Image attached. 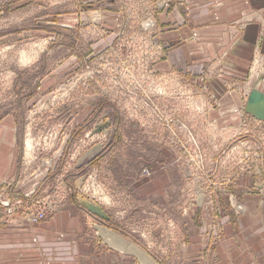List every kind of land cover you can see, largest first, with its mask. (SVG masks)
I'll return each mask as SVG.
<instances>
[{"label":"rangeland","instance_id":"374dc122","mask_svg":"<svg viewBox=\"0 0 264 264\" xmlns=\"http://www.w3.org/2000/svg\"><path fill=\"white\" fill-rule=\"evenodd\" d=\"M181 1L3 0L6 263L30 249L16 248V229L66 213L79 222L70 264L78 254L87 264L103 254L120 264H264L253 248L264 237V53L254 47L238 76L239 41L216 46L199 73L191 55L203 42L191 52L192 41L174 40L183 28L163 23ZM181 50L189 56L175 65ZM257 85L262 97L249 107ZM38 250L39 264L65 257Z\"/></svg>","mask_w":264,"mask_h":264},{"label":"crops","instance_id":"0c3cea01","mask_svg":"<svg viewBox=\"0 0 264 264\" xmlns=\"http://www.w3.org/2000/svg\"><path fill=\"white\" fill-rule=\"evenodd\" d=\"M5 1L9 0H4V2ZM2 2L3 0H0V5L3 4ZM170 9H165L166 11L163 13L164 25H170V29H174L177 25V29L180 27L183 28L180 37L177 33L174 34V36L172 35L174 40L177 42L179 38L181 39L182 37L189 42L192 41L189 49L190 51L191 46L203 42V44H199L203 46H200L197 52L193 54L191 51L192 55L190 54L191 62L194 61L195 55L200 59L197 66L198 68L196 67L199 73L204 70L203 62L206 63V59L215 55L216 46L224 48L226 45L239 41L237 50L233 56H230V60L234 62V65L231 67L234 70L231 71L238 76L239 74L243 75L244 67H247L252 58L254 47H258V51L264 53V0H182L179 5L176 4ZM247 20H252V22L246 24ZM175 24L176 26L174 27ZM242 26L244 28L240 30L239 28ZM240 37L242 38L240 39ZM195 50L196 48H193V51ZM187 55L183 50L176 51L171 54V62L175 65H181L183 62H186ZM65 214H63V216L61 215L55 222L46 223L43 226L40 225V227L16 229L14 231L16 234V248L20 246L17 244H22L23 248L27 246L30 249L24 251L18 250L17 263L12 262V264H27V262L29 264H39L38 248L46 249L47 252L54 247L60 249L65 257L60 261L59 259L53 261L51 258H54V256L49 253L46 259H42L44 261L42 264H54L53 262H57L58 264H63L64 262L70 264V262H68L69 260L65 259L69 257V227L72 224L78 226L79 222L77 218V220H73V218L70 217L71 215H69L68 218ZM259 222L262 223V220L258 221V223L256 222L258 226L261 225ZM260 229L263 233L262 227ZM26 239L29 242L25 241ZM263 239L262 241L260 240V242L264 245ZM110 241L122 250L133 252L129 246H126L123 241L117 238ZM255 242L253 243L254 245L252 244L254 251L258 254L264 253V249H262L263 245ZM11 253L12 252L7 251L3 246H0V264H8L6 263L8 258L7 255H11ZM78 257L77 261H73L74 264H87L84 257H81L80 254H78ZM100 257L101 264H120V260L115 254H113V256L103 254ZM245 258L248 260V257ZM95 261L100 263L98 260ZM262 261H264V259Z\"/></svg>","mask_w":264,"mask_h":264},{"label":"water","instance_id":"95a60500","mask_svg":"<svg viewBox=\"0 0 264 264\" xmlns=\"http://www.w3.org/2000/svg\"><path fill=\"white\" fill-rule=\"evenodd\" d=\"M260 92L261 91L259 90V86L257 85L254 88V91L251 94V99H250V102H249V107H252V105L255 103L256 100H260V97H262V95H261Z\"/></svg>","mask_w":264,"mask_h":264},{"label":"bare ground","instance_id":"6f19581e","mask_svg":"<svg viewBox=\"0 0 264 264\" xmlns=\"http://www.w3.org/2000/svg\"><path fill=\"white\" fill-rule=\"evenodd\" d=\"M101 198V197H100Z\"/></svg>","mask_w":264,"mask_h":264}]
</instances>
